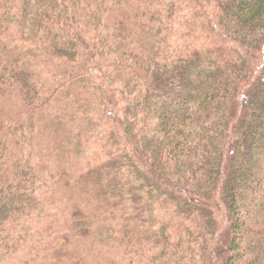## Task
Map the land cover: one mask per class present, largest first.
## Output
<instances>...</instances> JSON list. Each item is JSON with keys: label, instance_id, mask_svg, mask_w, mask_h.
Instances as JSON below:
<instances>
[{"label": "trees", "instance_id": "trees-1", "mask_svg": "<svg viewBox=\"0 0 264 264\" xmlns=\"http://www.w3.org/2000/svg\"><path fill=\"white\" fill-rule=\"evenodd\" d=\"M96 256L264 264V0H0V264Z\"/></svg>", "mask_w": 264, "mask_h": 264}, {"label": "rangeland", "instance_id": "rangeland-1", "mask_svg": "<svg viewBox=\"0 0 264 264\" xmlns=\"http://www.w3.org/2000/svg\"><path fill=\"white\" fill-rule=\"evenodd\" d=\"M213 39H214V37H213ZM211 40V39H210ZM199 41V43L200 44H206L207 43V41L206 40H204V39H199L198 40ZM211 42V41H210ZM210 44V43H209ZM41 139V137H39L38 136V140H40ZM40 141H46L47 142V140H46V138H43V139H41ZM45 149H41V150H39V152H40V157L42 158V159H44V158H46L47 157V154L45 153ZM50 155V152L48 153V156ZM58 161H60V159H57ZM65 161V157L64 156H62L61 155V163H63ZM56 162H53V164H55ZM49 165H50V163H49ZM65 166L66 167H68V168H71L72 167V162L69 160L66 164H65ZM95 179H97V178H92V177H89V178H87V179H84V180H87L86 182H85V186H87L88 188H91V190H92V192H91V195H93L94 194V192H95V190L97 191V189H98V182H97V180H95ZM96 193V192H95ZM62 199V198H61ZM65 202V199L63 200V203ZM80 244V243H79ZM79 244H69L68 246H69V249L71 250V251H75V252H78V251H80V245ZM101 257V256H100ZM92 258H94L95 259V261H99V260H97V259H101V261H100V264H117V262L115 261V260H110L109 262H108V258H98L97 256L96 257H92ZM94 264H95V262H93ZM121 264H122V262H121Z\"/></svg>", "mask_w": 264, "mask_h": 264}]
</instances>
